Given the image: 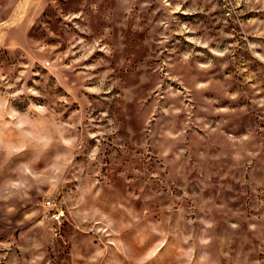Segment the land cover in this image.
I'll return each instance as SVG.
<instances>
[{"label": "rangeland", "instance_id": "1", "mask_svg": "<svg viewBox=\"0 0 264 264\" xmlns=\"http://www.w3.org/2000/svg\"><path fill=\"white\" fill-rule=\"evenodd\" d=\"M0 264H264V0H0Z\"/></svg>", "mask_w": 264, "mask_h": 264}, {"label": "built area", "instance_id": "2", "mask_svg": "<svg viewBox=\"0 0 264 264\" xmlns=\"http://www.w3.org/2000/svg\"><path fill=\"white\" fill-rule=\"evenodd\" d=\"M46 209L49 210L50 219L55 223H62L65 218V211L59 203H54L53 200L47 199L43 202Z\"/></svg>", "mask_w": 264, "mask_h": 264}]
</instances>
